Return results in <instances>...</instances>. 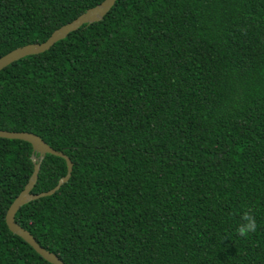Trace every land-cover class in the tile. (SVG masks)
<instances>
[{
	"label": "trees",
	"instance_id": "obj_1",
	"mask_svg": "<svg viewBox=\"0 0 264 264\" xmlns=\"http://www.w3.org/2000/svg\"><path fill=\"white\" fill-rule=\"evenodd\" d=\"M101 1L0 0V57ZM0 130L71 162L14 215L63 264H264V0H115L0 70ZM32 158L35 195L64 160L0 138V264H48L4 223Z\"/></svg>",
	"mask_w": 264,
	"mask_h": 264
},
{
	"label": "water",
	"instance_id": "obj_2",
	"mask_svg": "<svg viewBox=\"0 0 264 264\" xmlns=\"http://www.w3.org/2000/svg\"><path fill=\"white\" fill-rule=\"evenodd\" d=\"M114 2L115 0H103L98 5L87 9L73 21L54 30L44 42L40 44L24 45L6 53L2 57H0V70L26 56L36 55L47 51L54 43L64 39L69 33L77 30L82 25L99 22L111 9ZM0 138L27 142L28 144H30L33 153L38 155L39 160H41L45 154H49L64 160L66 168L65 174L58 179L55 186L46 192H41L39 194L33 195L30 194V190L32 189L36 181L39 162L36 163L35 159L32 158V172L23 189L10 203L4 215L5 226L11 234L19 237L48 264H63L55 255L41 248L27 231L20 228L14 222V215L21 206L36 199L51 196L60 188V186L65 184L70 177L72 166L71 162L64 154L52 150L34 134L26 132H7L0 130Z\"/></svg>",
	"mask_w": 264,
	"mask_h": 264
},
{
	"label": "clouds",
	"instance_id": "obj_3",
	"mask_svg": "<svg viewBox=\"0 0 264 264\" xmlns=\"http://www.w3.org/2000/svg\"><path fill=\"white\" fill-rule=\"evenodd\" d=\"M241 220L242 223L239 224L236 231L239 236L247 238L257 230V222L251 208L243 212Z\"/></svg>",
	"mask_w": 264,
	"mask_h": 264
}]
</instances>
